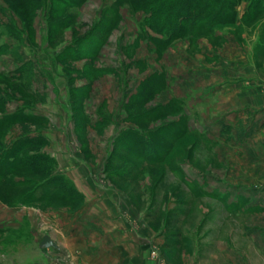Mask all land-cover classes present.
<instances>
[{"label":"rangeland","instance_id":"1","mask_svg":"<svg viewBox=\"0 0 264 264\" xmlns=\"http://www.w3.org/2000/svg\"><path fill=\"white\" fill-rule=\"evenodd\" d=\"M173 1L182 0H113L111 13L116 26L121 25V36H133L127 53L137 61L135 68L149 75L136 96L139 100L158 95L160 102L151 114L146 110L151 104L140 105L136 113H146L148 123L155 115L163 118L159 125H149V129L146 125L141 133H132L130 141L138 153L144 154V147H149L156 154L152 157L146 152L145 164L128 168L132 183L122 181L117 186L132 191V202L143 212L157 240L151 255L159 264H264V230L256 231L257 224L261 229L264 226V206L251 204V191L264 194V134L260 133L264 128V0H186L180 18L173 16ZM63 2L0 0V53H10L12 38L29 24L33 6L36 10L47 6L52 21L70 24L71 11L79 4ZM88 4L85 16L92 11ZM121 14L133 23L136 36L119 24ZM174 22L183 35L168 39ZM161 27L165 30L159 32ZM119 53L107 54L101 64L118 67ZM120 75L127 79L126 73ZM100 89L102 96L103 85ZM31 138L36 146L23 155L40 153L43 137ZM13 154V148L5 151L6 164L0 171L7 172L5 183L20 177L25 186L18 191L0 185L7 205L23 204L48 213L65 206L74 211L81 203L71 189L66 194L68 186L60 177L55 179L58 187L52 197L43 203L25 204L12 197L39 195V184L55 166L47 156L54 166L46 162L41 174H8V167L19 164L8 160ZM153 159L160 162L151 166L148 163ZM47 217L36 218L32 228L25 219L20 230H0V264H65L64 257L70 260L61 239L60 249H39L41 237L54 233L47 227L51 216ZM86 233L94 234L89 227ZM84 251L98 255L96 250Z\"/></svg>","mask_w":264,"mask_h":264},{"label":"crops","instance_id":"2","mask_svg":"<svg viewBox=\"0 0 264 264\" xmlns=\"http://www.w3.org/2000/svg\"><path fill=\"white\" fill-rule=\"evenodd\" d=\"M87 4L92 11L85 16ZM112 4L113 0L81 2L71 11L70 24L56 37L49 32L47 6L37 10L33 6L29 24L21 26L20 34L8 46L10 53H0V81L12 87L6 90L0 83V120L18 117L4 127L3 145L9 147L26 136H42L39 152L53 158L52 175L65 181L66 194L71 189L81 201L74 211L65 206L45 213L37 207H14L0 200V230H20L25 219L32 228L36 218L48 214L51 220L47 227L54 233L44 235L50 236L59 249L62 245L58 242L63 241V250L71 254L70 260L63 258L65 264H159L151 255L157 241L154 232L132 202V191L117 185L132 183L133 173L128 168L146 163L143 156L148 151L144 148L142 154L133 148L132 133H141L146 125L148 129L159 125L163 118L155 115L148 123L146 113H136L140 105L151 104L153 107L146 109L151 114L159 102L158 95L138 100L136 94L149 75L140 73L135 68L137 61L127 53L133 36H121V25L116 26L111 13ZM119 20L137 35L125 15ZM119 51L122 62L118 67L101 64L107 54ZM122 73H126V80ZM19 116H27V120L21 121ZM261 132L264 134V128ZM159 162L153 159L148 164ZM252 193L251 204L264 206V194ZM87 226L94 232L91 237L87 236ZM260 230L264 226L261 229L257 224L256 231ZM85 249L96 250L98 255L81 253Z\"/></svg>","mask_w":264,"mask_h":264},{"label":"trees","instance_id":"3","mask_svg":"<svg viewBox=\"0 0 264 264\" xmlns=\"http://www.w3.org/2000/svg\"><path fill=\"white\" fill-rule=\"evenodd\" d=\"M83 0H64L63 5H65L66 3L69 4H80ZM22 6L23 3H20ZM186 4V0H182L180 2H172L171 3V9L173 10V16H175L176 18H180L182 15V11H183V6ZM27 8L29 10L30 13V4L27 3ZM49 14V13H48ZM49 16V15H48ZM51 16H49V21L51 22V24L49 25V32L52 35V32L55 33L54 37H56L58 35V33L69 24V22H58V21H52L50 19ZM158 19H155V22ZM185 21V19H183ZM181 21V20H180ZM111 24V23H110ZM174 24L176 25V27H172L171 28V32L169 34V38L168 39H175L178 38L180 36H182L183 34L181 33L180 30V25L176 22H174ZM173 24V25H174ZM172 25V26H173ZM111 26V25H110ZM157 26L156 25L152 26L153 29L155 30ZM165 30L163 27H161L158 31L161 32ZM18 117H6L5 119L0 120V133L1 131L4 132L6 128L9 124H11L13 121H17ZM19 120H23L26 121L27 120V116H19ZM31 137H23L21 138L19 141H17L14 145H11L9 147H6L3 145L2 143V139L0 140V169L3 165H5V151L8 150L9 148H13L14 150V154L8 158V160L10 162L17 160L18 161V165L14 167V169H11L12 167H8V174L10 173H18V174H23L25 172H32L35 174H41L42 173V169H46L44 164H46V162H49L50 164H53L54 166V162L47 157V155L45 154H41V153H30L27 155H23V151L27 150L29 148H34L36 146L35 141L33 142L31 140ZM146 148V150L148 151V154H150L151 156L155 155L156 153V149H150L149 147H144ZM154 148V147H153ZM16 153V155H15ZM21 154V155H19ZM38 162H41V164H38ZM40 170V172H39ZM7 173V172H6ZM3 173L0 171V182H3L2 186H5L8 189H13V190H18L20 191L21 188L23 186H25V180L22 181H10V183H5L7 182L5 180V177H7V174ZM49 176L45 179V181H43L42 183L39 184L38 186V190H39V195H35V193H32V195H29L27 197L22 196L21 194H16L13 195L12 197H16L19 199V201H21L22 203L25 204H40L43 203L45 200H47L48 198L52 197V190L57 189L58 184L55 183V179L57 178L56 176H53L52 173L48 174ZM68 190V189H67ZM72 194L73 191H71ZM4 196V192H2V190L0 189V200L4 203H7L8 200L3 197ZM76 197V196H75ZM77 200H79V198L76 197ZM15 205V204H14Z\"/></svg>","mask_w":264,"mask_h":264},{"label":"water","instance_id":"4","mask_svg":"<svg viewBox=\"0 0 264 264\" xmlns=\"http://www.w3.org/2000/svg\"><path fill=\"white\" fill-rule=\"evenodd\" d=\"M39 249H59L58 245L51 239L50 236L44 235L38 244Z\"/></svg>","mask_w":264,"mask_h":264}]
</instances>
